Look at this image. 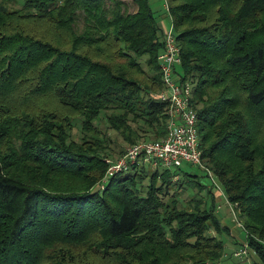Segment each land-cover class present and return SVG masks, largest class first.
<instances>
[{"label": "trees", "instance_id": "trees-1", "mask_svg": "<svg viewBox=\"0 0 264 264\" xmlns=\"http://www.w3.org/2000/svg\"><path fill=\"white\" fill-rule=\"evenodd\" d=\"M131 1L134 12L122 0H0V264H131L134 250L152 257L145 264L221 256L214 210L194 195L180 206L167 170L132 166L103 181L113 155L96 133L99 112L133 132L129 142L165 133L164 102L114 63H143L161 85L163 33L147 0ZM164 1L179 73L193 82L202 161L244 220L252 264H264V0Z\"/></svg>", "mask_w": 264, "mask_h": 264}, {"label": "built area", "instance_id": "built-area-1", "mask_svg": "<svg viewBox=\"0 0 264 264\" xmlns=\"http://www.w3.org/2000/svg\"><path fill=\"white\" fill-rule=\"evenodd\" d=\"M157 63L161 89L154 93V97L165 105V133L158 139L131 143L124 149L122 155L118 156L119 158H107L103 181L109 176L128 171L132 166L142 165L153 170L159 168L168 170L172 167L179 168L183 163L198 167L211 177L210 170L202 161L199 148L197 116L192 102L193 82L189 78H182L178 71L181 65L180 46L174 36L172 25L162 34V46L157 55ZM171 176L173 180L178 179V174ZM228 204L231 206L229 202ZM232 210L235 214L234 209ZM235 218L238 225L244 229L242 222ZM250 251L246 243L233 255L239 259H247Z\"/></svg>", "mask_w": 264, "mask_h": 264}, {"label": "rangeland", "instance_id": "rangeland-1", "mask_svg": "<svg viewBox=\"0 0 264 264\" xmlns=\"http://www.w3.org/2000/svg\"><path fill=\"white\" fill-rule=\"evenodd\" d=\"M122 1L124 2V6L128 12H134L136 10V5L131 0H122ZM147 2L153 13V16L155 17L156 23L157 22L162 23V26H160V31L163 30L162 28H164L165 30H168L170 22L168 20L169 16H168V12L165 6V1L164 0H147ZM72 25L74 26V29L76 31H80V29L82 28V23H81V19L79 18V16L76 18V22H74ZM53 29L55 32L54 34L58 35L59 38H61L59 42L63 43L64 48H67L68 43L66 42H68L67 37H69L67 32L63 28H60L58 26L54 27ZM114 63L116 65L123 66V69H125V71H127L128 74H130L132 78L140 81L141 84L144 87H146L147 90L150 91V94L157 93L158 90L161 89V85L157 89V85H155L153 81L151 80V76H150L151 72L145 64L141 63V65L132 66L129 63H126L118 59H114ZM179 69L180 68H178V71ZM217 91L218 89L215 87L210 88L208 91V94H210V96L215 97V94ZM115 112H116L115 115L119 116L121 111H115ZM122 112L124 113V111ZM127 116L128 115L126 114V117ZM94 124L97 127V129L100 131V132L96 131V133L99 135L102 134V136L104 134V136L108 140V144L112 148L111 154L113 156L110 155L109 156L110 159H115L118 156L120 157L122 154L117 155L118 154L117 152H119L120 149L124 150L128 145L131 144L130 142L133 143V141L129 142V140L131 137H134V133L132 132V134H129V132H127L126 130V126L124 125H121L119 127L120 128L119 132L113 127H111L108 124L106 113L104 111L99 112L96 119L94 120ZM135 125L136 124L131 123V126L133 128L135 127ZM138 125H142V130L140 131H144L145 125L142 124L141 122H139ZM140 131H138V133ZM91 133H94V131H91ZM91 133L87 134V138L83 137L85 142L92 139L90 137V136H93ZM140 134L145 135L142 132ZM144 138L145 137L142 136L139 139H135L136 140L135 142L143 141ZM148 138H145V139H148ZM145 168L149 169L147 166H145ZM150 170H153V169H150ZM158 170L162 171L163 169L159 168ZM167 172L170 175L178 174V179H175V180L171 179V182L169 183L166 182V183L168 184L169 196H172L174 198L176 197L177 200L179 198L178 202L180 206H184V205H181V204H184V199L186 200L189 196L194 195L197 198L200 197L201 201L205 202L206 208H211L214 210V214L219 220L218 221L219 226H218V229H216L214 226L211 227L210 231L212 232V235H214L218 240H221L222 244H224V248H222V253H221L219 260L217 261V264H249L247 262H243V260L237 257H234L233 255L234 251L242 249L244 247L243 243L246 242V232L243 229L238 228L237 230L240 231L241 235L238 233V235H240L239 238H237L236 241L232 240L233 234L231 230L236 227L235 217H237L240 220V218L238 217V209L236 205L231 204L230 206L228 204L226 197L224 195V192H222V190H224V187H222V184L219 182L218 178L214 174L211 173V177L213 178L212 179L202 169L198 167H194L187 163H183L179 168H173V167L168 168ZM186 175H190L191 177H187ZM187 178L188 180H192V182H188ZM213 180L215 181V183ZM158 183H160L159 180H158ZM200 184H201V187H200ZM215 194H216V197H215ZM165 201L171 202L169 201L168 197L167 199H165ZM166 204H169V203H166ZM232 209H234L236 216L233 213ZM151 238L153 239V236H151ZM130 252L133 255L137 254L135 250L130 251ZM133 255L128 258L131 264H145L152 258L150 256L149 257L143 256V259H144V262H143V261H140L139 256H133ZM181 258H185V257L181 255ZM182 261L184 263L183 259ZM99 264H109V263L101 262ZM114 264H117V263H114ZM188 264H191V263L188 262Z\"/></svg>", "mask_w": 264, "mask_h": 264}, {"label": "crops", "instance_id": "crops-1", "mask_svg": "<svg viewBox=\"0 0 264 264\" xmlns=\"http://www.w3.org/2000/svg\"><path fill=\"white\" fill-rule=\"evenodd\" d=\"M165 6H166V4H165ZM168 20H169V27H170V25H171V20H170V18H168ZM157 26L159 27V29H160V26H162V23H160V22H157ZM163 30H161V32L163 33L164 32V28H162ZM187 177H191V176H187ZM187 181L188 182H190L189 180H188V178H187ZM183 190V189H182ZM203 191V190H202ZM215 197H216V194H215ZM235 223H236V227L234 228V229H232L231 230V232H232V234H233V238H232V240H234V241H236V239L237 238H239V236L241 235V233H240V231H238L237 229L238 228H241V229H243L241 226H239L238 225V223L235 221ZM237 230V231H236ZM237 232V233H236ZM244 232V231H243ZM238 233L240 234V235H238ZM245 233V232H244ZM246 243H248L247 242V238H246V242H244L243 244L245 245ZM242 244V243H241ZM242 244V245H243ZM240 250V249H239ZM239 250H236V251H239ZM236 251H234L233 252V254L236 252ZM257 258H256V254H255V252L253 251V250H251L250 252H249V255H248V258L247 259H241V260H243V262H247V263H249V264H252V262L254 261V260H256Z\"/></svg>", "mask_w": 264, "mask_h": 264}]
</instances>
